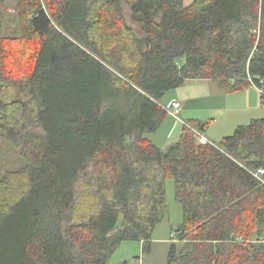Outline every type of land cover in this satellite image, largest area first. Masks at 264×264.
<instances>
[{
    "label": "trees",
    "instance_id": "obj_1",
    "mask_svg": "<svg viewBox=\"0 0 264 264\" xmlns=\"http://www.w3.org/2000/svg\"><path fill=\"white\" fill-rule=\"evenodd\" d=\"M191 80L255 85L264 107V0H0V264L146 252L168 178L183 218L167 264H264V116L208 144L192 127L211 120L166 149L147 136Z\"/></svg>",
    "mask_w": 264,
    "mask_h": 264
},
{
    "label": "rangeland",
    "instance_id": "obj_2",
    "mask_svg": "<svg viewBox=\"0 0 264 264\" xmlns=\"http://www.w3.org/2000/svg\"><path fill=\"white\" fill-rule=\"evenodd\" d=\"M194 1L195 0H186L188 4ZM124 13L126 16V20L131 26H133L136 34L139 36H143V32L141 31L140 27L132 20L130 8L126 2H124ZM204 82H206L205 84L209 86V83L206 80H191L182 87H185L186 90L193 89L191 91H194L197 88L200 89L201 86L198 84H204ZM173 92L174 90L166 92L161 101L166 102L169 98H171ZM228 95L230 94L228 93ZM212 103L218 102L213 98L209 101V104ZM193 112L194 113H192V115L194 117L196 115H200L205 121H209V118H212L205 134L214 142H219L221 139H223V137L232 135L237 125H245L250 123L253 118L263 117L264 107L261 104V107L258 108V110L255 109L245 112V109L238 106H229L223 109H219L216 107L211 108L209 106V108H202L199 109V111L194 110ZM235 116H237V121L240 122H236V120L233 119ZM181 117L185 119L188 116L185 112L182 111ZM213 117L215 118V120H213ZM206 118L208 119L206 120ZM173 121L174 119L171 116H167L166 120L160 126V128L155 132L147 134V136L153 138V141L158 146L166 149L170 144L176 142L181 135L183 122L177 123L176 128L174 129L175 131L172 134L168 135L170 126ZM2 143L3 142L0 139V153H2L3 150L7 151L8 148L6 142L5 144ZM7 162V155L0 158V174L3 170L2 164L5 163L6 165ZM174 187V180L171 178L166 179L167 203L165 205V215L155 229L150 249L144 252L140 241L124 240L112 256L108 264H167L168 253L171 248V233L177 229L183 218L181 205L175 199ZM182 244V242H178V248L181 247Z\"/></svg>",
    "mask_w": 264,
    "mask_h": 264
},
{
    "label": "crops",
    "instance_id": "obj_3",
    "mask_svg": "<svg viewBox=\"0 0 264 264\" xmlns=\"http://www.w3.org/2000/svg\"><path fill=\"white\" fill-rule=\"evenodd\" d=\"M206 81L209 83V86L205 84L206 82H204V84H198L201 86L200 89L194 88L196 89L194 91H191L193 89L186 90L185 87H180V88L175 89L173 94L171 95V98H169L166 102L160 101L161 105L164 106V105L171 103L172 101L181 100L183 103V112H185L188 116L187 118L185 119L182 118V119L185 120L187 123L191 122L194 119L205 121L200 115H196L194 117L192 113H194L193 112L194 110L199 111V109L209 108V106L211 108L216 107L219 109L227 108L229 106L231 107L238 106V107L245 109V112H248L250 110H255V109L258 110V108L261 107L262 90L259 89L255 85H252L251 87L247 88L246 90L242 92L228 95L220 88L219 84L216 81L214 80H206ZM213 98L219 104L218 103L209 104L210 99H213ZM168 116H171L174 119V121L172 122L170 126V130L168 132V135H169L175 131L174 129L176 128V124L181 123V121L170 114H168ZM207 119L208 118H206V120ZM209 119L212 120V118H209ZM233 119H235L236 122H240V121H237V116H235ZM213 120H215L214 117H213ZM207 129H208V126L204 130V133H206ZM182 130H183V124H182ZM149 138L153 141V138L151 137ZM208 138L211 140L210 137ZM141 244L143 247L142 242Z\"/></svg>",
    "mask_w": 264,
    "mask_h": 264
},
{
    "label": "built area",
    "instance_id": "obj_4",
    "mask_svg": "<svg viewBox=\"0 0 264 264\" xmlns=\"http://www.w3.org/2000/svg\"><path fill=\"white\" fill-rule=\"evenodd\" d=\"M165 110L168 112V114L174 116L181 122H183L186 125H189L185 120L182 119L181 114L183 111V103L181 100H175L171 103L163 106ZM192 129L196 132L197 141L200 144H208L212 143V141L200 130L192 127ZM258 178H260L264 182V168H261L258 170L257 173H255Z\"/></svg>",
    "mask_w": 264,
    "mask_h": 264
},
{
    "label": "bare ground",
    "instance_id": "obj_5",
    "mask_svg": "<svg viewBox=\"0 0 264 264\" xmlns=\"http://www.w3.org/2000/svg\"><path fill=\"white\" fill-rule=\"evenodd\" d=\"M257 172H258V171H257ZM257 172H256V173H257Z\"/></svg>",
    "mask_w": 264,
    "mask_h": 264
}]
</instances>
